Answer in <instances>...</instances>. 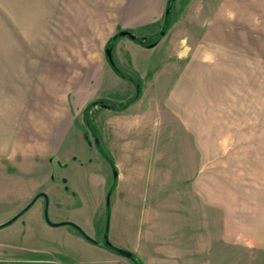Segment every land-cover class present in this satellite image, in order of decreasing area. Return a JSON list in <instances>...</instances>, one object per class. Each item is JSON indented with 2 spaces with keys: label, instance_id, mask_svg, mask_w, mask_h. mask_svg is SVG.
Listing matches in <instances>:
<instances>
[{
  "label": "rangeland",
  "instance_id": "obj_1",
  "mask_svg": "<svg viewBox=\"0 0 264 264\" xmlns=\"http://www.w3.org/2000/svg\"><path fill=\"white\" fill-rule=\"evenodd\" d=\"M132 1L0 0V122L9 121L4 118L12 117V113L51 107V101L56 100L51 98L60 90L67 91L60 88V83H72L70 74L80 65L86 67L97 58L105 64L111 37L120 33L112 24ZM176 2L185 4L187 0ZM227 3L242 5L237 15L248 22L243 25L249 31L253 25L256 33L255 21L259 20V47L264 53V0ZM157 28L151 31L160 32V26ZM165 51L163 45L158 48L154 64V60L159 64L166 56ZM212 58L205 68L202 66L207 75L202 89L206 96L208 86L212 92L211 137L203 126L189 128L188 137H164L169 145L186 142L211 146L210 210L206 208L205 213L203 198L198 195L195 199L188 197L192 178L182 180L188 176V168L179 165L182 162L177 151L165 152L163 167L156 169L160 183L152 199L150 181L155 169L124 168L126 179H120L118 188L117 170L110 162H99L93 156L92 145L78 143L73 147L78 164L72 162L73 158L66 162L60 156L53 157L52 164L48 161L36 169L30 182L36 193L27 206L33 204L15 222L0 228V264H264V55L259 57L257 76L254 73L252 78L251 70L247 72L245 87L240 77L246 75L243 67L229 66L227 89L218 54ZM245 59L251 61L245 56L244 63ZM57 72H61V79L45 81L46 75ZM110 97L115 102L123 100L118 93ZM208 106L202 105L201 111L200 104L192 106L193 117L202 124L208 122L203 119ZM88 133L90 140L92 130ZM195 154L194 167L189 170L197 174V190L201 186L208 193V184H198L204 171L198 166L199 159L203 162V152ZM177 163L179 166L172 167ZM46 167L51 171L49 179ZM170 171L174 177L169 176ZM102 176L108 177L106 189ZM40 195H45L46 201L38 199ZM6 208L3 203L0 212ZM236 219H242L243 233L242 229L235 232L239 226ZM63 223L75 224L99 245L83 238L90 248L67 239L62 232L72 227L61 226ZM48 224L59 226L48 230L44 226ZM226 227L231 228V234ZM205 228L210 230L209 240L204 238ZM107 239L117 249L132 252L133 257L128 259L108 250ZM11 258L12 262H6Z\"/></svg>",
  "mask_w": 264,
  "mask_h": 264
},
{
  "label": "crops",
  "instance_id": "obj_2",
  "mask_svg": "<svg viewBox=\"0 0 264 264\" xmlns=\"http://www.w3.org/2000/svg\"><path fill=\"white\" fill-rule=\"evenodd\" d=\"M176 1L172 2L171 25L164 30L165 32L162 29L165 27L169 0H134L130 6L126 4L124 11L119 13V17L112 24L114 31H129L138 38L153 41L159 39V42L151 47L129 37H118L112 46L115 65H111L107 59L106 63L102 64L98 58L92 60V64L86 67L80 65L78 71L70 74L72 83L65 85L60 83V88L67 91L66 93L63 90L58 91L57 96L51 98H56L51 101V107H43V110L35 112L12 113V117L4 118L9 121L0 122V207L3 208V203L7 205V208L0 212V226L17 216L20 218L31 207L23 212L24 207L36 193L30 182L34 179L37 168H41L48 161L52 164L53 157L60 156L65 158L66 162L70 158H73L74 164L80 162L73 150L78 143L92 145L93 156L99 162L106 160L103 153L113 160L118 171V188L120 179H126L124 168L135 166L140 170L149 167L155 169L150 181L151 197L145 191V195L152 199L155 197L153 192L158 188L156 184L160 183L157 181L159 177L156 169L163 167V159L167 157L165 152L174 154L177 151L179 153L177 158L182 162L179 165L188 168V176L182 174L184 176L182 180L192 178L188 197L195 199L198 195L200 199L203 198L205 213L206 208L211 209V146L186 142L169 145L164 142V137L165 135L188 137L190 133L188 129L197 126L207 127L208 136L211 137L212 92L208 86L206 96L202 89L207 79L202 66L205 68L210 64L208 59H213L212 57L218 54L221 78L222 75L225 77L223 86L227 89L229 66L241 65L246 72V75L240 76L241 85L245 87L246 83L243 84V81L246 82L248 78L247 72L251 70L252 78L254 73L257 76L259 57L264 55L259 47V20L255 21L257 31L254 33L253 25L249 31L243 25L248 22L244 21V17L237 15L241 4L234 3L228 6L227 0L222 3L220 0H201L202 2L196 0L195 3L187 0L185 4H178ZM154 26H158L157 30L160 26V32L151 31ZM162 45L167 50L166 56L160 59L159 64L154 60V64L153 56ZM245 56L251 57L249 63L247 59L244 63ZM61 78V72H57L52 76L46 75L45 81ZM208 81L210 82V79ZM196 91L198 95L195 96ZM117 93L123 96V100L115 102L110 97ZM135 94L139 95L138 100L127 108L113 109L114 106L120 107L129 102ZM197 97L199 100L195 101L194 98ZM104 100L112 103L108 102L105 105L107 107L100 103L93 104ZM207 103L208 112L203 119H207L208 122L204 120L202 124L200 119L196 120V117H193L192 106L200 104L201 111L202 105ZM90 130L92 135L89 140L87 136ZM198 151L203 152V162L201 163L199 159L198 166L204 169L202 180L198 184L203 183L202 186L208 184V193L204 188L201 190V186L197 190V174L195 170L192 172L189 170L190 167H194L195 153ZM206 152L209 154L206 155ZM171 157L175 159V155ZM177 165L178 163L172 167ZM46 171L45 176L49 179L52 176L51 171L47 167ZM169 176L174 177V173L170 171ZM178 178L181 179L180 176ZM102 179L104 180L102 186L106 189L108 177ZM141 180L143 183L144 179ZM134 181L137 182L136 179ZM40 197L46 201L45 195H40L38 199ZM171 198L174 199V196ZM235 221L236 225L239 222L235 232L242 229L240 232L243 233L242 219ZM44 226L49 230L59 225ZM230 229L226 227L225 230L231 234ZM62 233L67 239L91 248L88 240L74 227ZM204 233V238L207 236L209 240L210 230L205 228ZM12 260L13 258L6 262Z\"/></svg>",
  "mask_w": 264,
  "mask_h": 264
},
{
  "label": "trees",
  "instance_id": "obj_3",
  "mask_svg": "<svg viewBox=\"0 0 264 264\" xmlns=\"http://www.w3.org/2000/svg\"><path fill=\"white\" fill-rule=\"evenodd\" d=\"M173 1H175V0H169V3H168V7H167V9L168 10H171V8H172V2ZM170 15H171V11H170V13H169V15L166 17V22H165V27H164V30L166 31L168 28H169V26H170ZM119 37V34H117L116 36H114L113 37V41L114 40H116L117 38ZM136 41H138L140 44H142V45H145V46H152V45H154V44H156L157 42H159V39H156V40H154L153 42H149L148 41V39H145V38H136ZM113 46V42H111L110 43V45H109V47H112ZM138 98H139V95L138 94H135V96L129 101V102H127L126 104H122L120 107H113V109H117V108H119V110H121V109H125V108H127V106H129L130 104H132L134 101H136V100H138ZM100 103V105H102V106H104V105H107V103L106 102H104V101H99V102H96V103H93L94 105L95 104H99ZM93 104H91V106L93 105ZM103 155H104V157H105V159L108 161V162H110V164L112 165V167L114 168V169H116V167H115V165H114V163H113V160L110 158V157H108L106 154H104L103 153ZM113 190V187H111L110 188V191H109V195L111 194V191ZM33 203H31L28 207H27V209L32 205ZM27 209H25V210H27ZM24 210V211H25ZM23 211V212H24ZM22 212V213H23ZM21 213V214H22ZM66 224H68V225H71V226H73L76 230H77V232L79 233V234H81L83 237H85L88 241H90V242H93V243H95V244H99V243H97V242H95V241H91L88 237H87V235L79 228V227H77L75 224H73V223H66ZM60 225H62V224H60ZM3 226H0V228H2ZM105 247L108 249V250H110V251H112V252H116V253H118V249L116 248V247H114L113 245L112 246H108L106 243H105Z\"/></svg>",
  "mask_w": 264,
  "mask_h": 264
},
{
  "label": "water",
  "instance_id": "obj_4",
  "mask_svg": "<svg viewBox=\"0 0 264 264\" xmlns=\"http://www.w3.org/2000/svg\"><path fill=\"white\" fill-rule=\"evenodd\" d=\"M170 13V10L167 9L166 11V16H168ZM165 32V31H164ZM164 34V33H163ZM119 37H129L130 39L132 40H136V36L134 34H132L131 32L129 31H122L119 33ZM154 45H152L151 47H153ZM112 51H113V48L110 47L106 50V55H107V58L109 60V62L111 63V65H115L114 63V60H113V54H112ZM104 107H107L104 105ZM118 176V171L117 173L115 174V177ZM19 216L13 218L12 220H10L8 223H5L3 224L2 226L5 227L7 225H10L12 224ZM46 219L48 220V217L46 216ZM49 221V220H48ZM63 224H66V223H63ZM88 237V236H87ZM91 241H93L90 237H88ZM108 246H112V244L109 242V240L107 239V243H106ZM118 253L122 256H124L125 258H128V259H131L133 257V253L130 252V251H126V250H123V249H118Z\"/></svg>",
  "mask_w": 264,
  "mask_h": 264
}]
</instances>
